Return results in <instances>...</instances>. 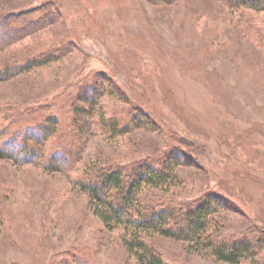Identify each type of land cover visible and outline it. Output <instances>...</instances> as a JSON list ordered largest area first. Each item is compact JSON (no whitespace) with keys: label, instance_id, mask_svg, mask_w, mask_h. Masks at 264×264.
Masks as SVG:
<instances>
[{"label":"rangeland","instance_id":"rangeland-1","mask_svg":"<svg viewBox=\"0 0 264 264\" xmlns=\"http://www.w3.org/2000/svg\"><path fill=\"white\" fill-rule=\"evenodd\" d=\"M3 16L32 26L0 63L54 59L0 80V139L22 140L50 117L56 131L42 158H0V264H137L123 230L102 225L76 184L108 167L159 168L168 152L181 157L170 185L146 188L145 201L218 194L217 234L261 235L254 261L264 264V11L224 0H0ZM86 84L104 92L92 115L76 116ZM146 241L168 264H233L157 232Z\"/></svg>","mask_w":264,"mask_h":264},{"label":"trees","instance_id":"trees-1","mask_svg":"<svg viewBox=\"0 0 264 264\" xmlns=\"http://www.w3.org/2000/svg\"><path fill=\"white\" fill-rule=\"evenodd\" d=\"M224 1L230 8L264 11V0ZM39 19L38 22L42 18ZM25 24L20 27L15 26L7 16L0 17V51L5 50L9 44L23 37L30 30L32 25ZM52 55L54 54L51 52H43L39 56H28L23 62L0 63V80L42 66L54 59ZM83 89L80 100H83L85 105L82 104L75 110V115L82 117L95 112L99 105L97 100L104 92V87L96 89L94 84L93 86L86 84ZM101 120L102 124L105 121V126L103 124L105 129L115 132L117 128L114 122H108L104 116ZM55 124L56 118L50 117L43 123L25 127L23 133L25 137L22 140L15 135L4 138L7 140L1 138L0 158L10 159L18 164L31 162L38 157L42 158L44 143L56 131ZM168 153L159 168L151 163H141L129 173H126L124 168L116 166L98 169L86 177L88 180H78L76 186L92 202V209L102 225L110 229L123 230V244L135 257L137 264H168L146 241L147 235L153 232L191 242L196 247L208 250L214 257L224 262L238 264L248 261L250 264H257L254 256L263 246L261 235L255 240L243 236L223 239L227 237L221 238V235L217 234L221 227L217 223L215 214L222 201L218 194L207 192L180 206L172 199L158 198L156 201H145L142 193L146 188L167 190L170 185L168 177L174 173L176 162L181 157H178L177 153ZM65 162L64 157L60 163L66 164ZM50 165L46 163L48 167L61 169L59 168L61 164L55 166L51 162Z\"/></svg>","mask_w":264,"mask_h":264}]
</instances>
